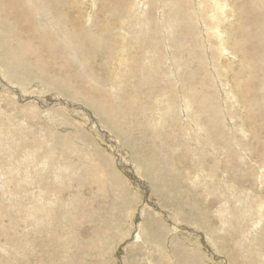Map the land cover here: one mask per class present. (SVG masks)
Masks as SVG:
<instances>
[{
  "label": "rangeland",
  "instance_id": "rangeland-1",
  "mask_svg": "<svg viewBox=\"0 0 264 264\" xmlns=\"http://www.w3.org/2000/svg\"><path fill=\"white\" fill-rule=\"evenodd\" d=\"M67 1L0 18V264H264V0Z\"/></svg>",
  "mask_w": 264,
  "mask_h": 264
},
{
  "label": "bare ground",
  "instance_id": "bare-ground-1",
  "mask_svg": "<svg viewBox=\"0 0 264 264\" xmlns=\"http://www.w3.org/2000/svg\"><path fill=\"white\" fill-rule=\"evenodd\" d=\"M92 1V0H91ZM116 1V0H115ZM126 1V0H125ZM253 1V0H252ZM263 1V0H262ZM62 2H64V3H61V4H57L56 3V8L57 9H60V12H55V13H53V11H51V10H49L48 8H47V12H46V2H45V0H0V18H1V20H3L5 23H7L8 25H13L14 27L16 26V28L19 30V32H20V35H23L24 33L27 35L29 32H33L35 29H39L38 28V23H40V21L37 19V15L39 14V19H40V17H42L43 16V18L46 20V21H48V22H64V19H65V21H69V22H72V20H73V24L76 26V27H79L80 25H78L77 24V22L79 21V19H80V16L79 15H77V16H74L73 17V13L72 14H69V12H72L71 11V8L72 9H74V7L72 6V4H74L72 1H70V3L67 1V0H63ZM87 2V1H86ZM120 2V1H119ZM205 2H210L209 3V9H214V11L216 10L217 12L216 13H219V12H221L222 14H223V10H222V5L220 4V3H218L217 1H215V0H207V1H205ZM258 2V1H257ZM127 3H129V2H127ZM259 3V2H258ZM262 3V2H261ZM63 4V7L65 8V11L67 10V12H64V13H68V14H66V16L64 15L63 16V14L61 13L62 12V9H64L61 5ZM95 4V3H94ZM116 4H117V2H116ZM257 4V3H256ZM264 4V3H263ZM99 5V4H98ZM122 6V5H121ZM124 6V5H123ZM125 6H127V4L125 5ZM180 6H182V5H180ZM40 7H42V10L40 11L39 10V8ZM183 7V6H182ZM264 7V6H263ZM98 8V10H100L99 9V7H97ZM121 8H123V7H121ZM237 8H239V7H237ZM79 9V8H78ZM85 9V8H84ZM109 9V8H108ZM111 9V8H110ZM181 9V8H180ZM124 10V9H123ZM126 10V9H125ZM87 11V10H86ZM108 11V10H107ZM112 11V10H111ZM120 11V10H119ZM98 12V11H97ZM115 12V11H114ZM83 13V12H82ZM81 13V14H82ZM85 13V12H84ZM83 13V14H84ZM94 13V12H93ZM117 13V12H116ZM123 13V12H122ZM215 13V14H216ZM228 13V12H227ZM258 13H260V12H258ZM97 14V13H96ZM221 14V15H222ZM70 15H72V17L70 16ZM99 15V14H98ZM213 15H214V13H213ZM231 15V14H230ZM84 16V15H83ZM90 16V15H89ZM92 16V15H91ZM116 16V15H115ZM210 16V15H209ZM71 17V18H70ZM94 17V16H93ZM101 17V16H100ZM117 17V16H116ZM129 17V16H128ZM69 18V19H68ZM87 18V17H86ZM104 18V17H103ZM84 19V23H85V18H83ZM83 19H81V20H83ZM91 19H92V17H91ZM97 19V18H96ZM105 19H107V18H105ZM116 19V18H115ZM94 20V19H93ZM103 20V19H102ZM140 20V19H139ZM203 20V19H202ZM239 20V19H238ZM100 21H101V18H100ZM100 21H98V23L100 22ZM105 21H107L108 22V20H105ZM201 21V20H200ZM91 22V21H90ZM236 22V21H235ZM83 23V24H84ZM97 23V24H98ZM117 22H115V24H116ZM137 23V22H136ZM206 23V22H205ZM54 24H56V23H54ZM80 24H82L81 22H80ZM100 24V23H99ZM120 24V23H119ZM244 24H247V22H245ZM60 25H61V23H60ZM128 25V24H127ZM59 26V25H58ZM62 26V25H61ZM66 26V25H65ZM88 26V25H87ZM101 26V25H100ZM106 26V25H105ZM126 26V25H125ZM43 27V26H42ZM63 27V26H62ZM70 27V26H69ZM84 27V26H83ZM92 27V26H91ZM94 27V26H93ZM92 27V28H93ZM119 27V25L117 26V28ZM127 27V26H126ZM206 27V26H205ZM235 27V26H234ZM64 28V27H63ZM84 28H87V27H84ZM83 28V29H84ZM114 28V27H113ZM115 28H116V26H115ZM156 28V27H155ZM190 28V27H189ZM209 28V27H208ZM41 29V28H40ZM45 29V28H44ZM65 29H68V28H65ZM81 29V28H80ZM94 29V28H93ZM139 29V28H138ZM175 29V28H174ZM216 29H217V26H216ZM259 29V28H258ZM46 30V29H45ZM61 30V29H60ZM69 30V29H68ZM95 30V29H94ZM100 30H102V29H100ZM190 30V29H189ZM74 31V30H73ZM83 31V30H82ZM112 31V30H111ZM147 31H148V29H147ZM152 31V30H151ZM237 31V30H236ZM65 32H67V31H65ZM70 32V31H69ZM87 32V31H86ZM76 33V32H75ZM88 33V32H87ZM91 33V32H90ZM98 33V32H97ZM124 33V32H123ZM139 33V32H138ZM191 33H194L193 32V30H192V32ZM235 33H237V32H235ZM55 34V33H54ZM78 34V33H77ZM84 34H86L85 32H84ZM94 34H96L95 32H94ZM102 34V33H101ZM112 34V32L109 34V35H111ZM137 34V33H136ZM141 34V33H140ZM44 35L45 36H42V38H43V40H46L47 39V41L45 42V41H43V40H37L40 44L42 43V44H47V45H41V47H38L37 49L36 48H34V50L32 51V54H36V57L37 56H39V54H43L44 52H45V50H47V53H48V51H54L55 50V47H58L59 49H61L60 48V46H62L60 43H62L63 42V39L61 38V37H58L59 39H60V42H56V40L54 39V36H53V33L52 34H50L49 32H47V33H44ZM64 35V34H63ZM88 35H90V34H88ZM117 35H120V34H117ZM139 35V34H138ZM193 35V34H192ZM212 35V34H211ZM215 37H218V38H220V36L218 35V34H213ZM59 36V35H58ZM94 36H97V35H94ZM101 36V35H100ZM121 36H122V34H121ZM36 37V35L35 36H33V37H31V38H35ZM76 37V35L73 37V38H75ZM103 37V36H102ZM101 37V38H102ZM105 37V36H104ZM103 37V38H104ZM111 37V36H110ZM209 37V36H208ZM102 38V39H103ZM106 38H107V36H106ZM122 38V37H121ZM207 38V37H206ZM125 39V38H124ZM124 39L122 38V40L124 41ZM141 39V38H140ZM139 39V40H140ZM242 39V38H241ZM74 40V39H73ZM95 40H97V39H95ZM111 40V39H110ZM126 40V39H125ZM136 40H138V39H136ZM143 40V39H142ZM141 40V41H142ZM172 40V39H171ZM193 40V39H192ZM208 40V39H207ZM69 41H71V40H69ZM93 41V40H92ZM121 41V40H120ZM122 41V42H123ZM228 41H230V40H228ZM239 41V40H238ZM77 42V41H76ZM91 42V40L89 41V43ZM96 42V41H95ZM105 42V41H104ZM223 42V41H222ZM64 43V42H63ZM88 43V42H87ZM108 43V42H107ZM120 43V42H119ZM238 43V42H237ZM76 44V43H75ZM74 44V45H75ZM78 44V43H77ZM81 44V43H80ZM93 44V43H92ZM109 44V43H108ZM135 44V43H134ZM136 44H139V43H136ZM228 44V43H227ZM233 44V43H232ZM54 45H56L55 47H54ZM83 45H85V44H83L82 43V46ZM118 45V44H117ZM122 45V44H121ZM141 45V44H140ZM144 45V44H143ZM142 45V46H143ZM25 46H27V45H25ZM133 46V45H132ZM198 46V45H197ZM201 46V45H200ZM28 47V46H27ZM29 47H31V45L29 46ZM33 47H36L35 45H33ZM71 47H73L72 45H71ZM109 47V46H108ZM107 47V48H108ZM120 47V46H119ZM194 47V46H193ZM196 47V46H195ZM220 47H221V50H220V52L224 55V51H226L227 49H229V48H227L226 49V47H225V45H220ZM242 47V46H241ZM26 48V47H25ZM103 48V47H102ZM101 48V49H102ZM123 47H121V49H122ZM135 48V47H134ZM158 48V47H157ZM218 48V47H217ZM235 48V47H234ZM238 48V47H237ZM31 49V48H30ZM64 49V48H63ZM81 49V48H80ZM110 49V48H109ZM120 49V50H121ZM124 49H125V47H124ZM144 49V48H143ZM142 49V50H143ZM71 50V49H70ZM89 50V49H88ZM104 50V49H103ZM218 51L217 52H219V48L217 49ZM74 51V50H73ZM102 51V50H101ZM141 51V50H140ZM139 51V52H140ZM243 51V50H242ZM256 51V50H255ZM113 52H115L114 50H113ZM193 52V51H192ZM83 53V52H82ZM87 53H90V52H87ZM104 53H105V50H104ZM116 53V52H115ZM195 53H196V51H195ZM199 53V52H198ZM228 53V52H227ZM240 53V52H239ZM245 53V52H244ZM138 54V52L136 53V55ZM235 54V53H234ZM99 55H101V54H99ZM119 55V54H118ZM127 55H128V53H127ZM126 55V56H127ZM131 55V54H130ZM134 55V54H133ZM144 55V54H143ZM218 55V54H217ZM221 55V54H220ZM42 56V55H41ZM80 56V55H79ZM122 56V55H121ZM120 56V57H121ZM123 56H125L124 54H123ZM122 56V57H123ZM145 56V55H144ZM215 56V55H214ZM245 56V55H244ZM114 57V56H113ZM117 57V56H116ZM119 57V58H120ZM133 57V56H132ZM136 57V56H135ZM194 57H195V55H194ZM213 57V56H212ZM110 58V57H109ZM142 58V57H141ZM145 58V57H144ZM156 58V57H155ZM200 58V57H199ZM217 58V57H216ZM241 58V57H240ZM240 58H239V60H240ZM249 58V57H248ZM96 59V58H95ZM99 59V58H98ZM107 59V58H106ZM111 59V58H110ZM140 59V58H139ZM122 60V59H121ZM130 60H131V58H130ZM249 60V59H248ZM109 61V60H108ZM111 61V60H110ZM112 61H114L113 59H112ZM138 61V60H137ZM145 60H143V62H144ZM242 61V60H241ZM241 61L239 62V63H241ZM131 62V61H130ZM136 62V61H135ZM259 62V61H258ZM105 63V62H104ZM103 63V64H104ZM120 63H122L121 61H120ZM124 63V62H123ZM134 63V62H133ZM242 63H244V62H242ZM130 64H132V63H130ZM254 64V63H253ZM97 65V64H96ZM105 65H106V63H105ZM121 65V64H120ZM100 67H101V65H100ZM124 67V66H123ZM133 67V66H132ZM245 67V66H244ZM135 68V67H134ZM153 68V67H152ZM124 69V68H123ZM132 69V68H131ZM137 69V68H136ZM140 69V68H139ZM143 69V68H142ZM149 69V68H148ZM154 69V68H153ZM258 69V68H257ZM261 69V68H260ZM146 70V69H145ZM256 70V69H255ZM95 71V70H94ZM245 71H246V69H245ZM250 71V70H249ZM262 71V70H261ZM241 73V72H240ZM250 73V72H249ZM237 74V73H236ZM245 74V73H244ZM260 74L261 73H259L258 75L260 76ZM243 75V74H242ZM258 75H257V77H258ZM234 76V75H233ZM241 76V75H240ZM232 77V76H231ZM251 77V76H250ZM151 79V78H150ZM150 79L148 80V81H150ZM206 79V78H205ZM204 79V80H205ZM245 79V78H244ZM152 80V79H151ZM237 80V79H236ZM234 81V80H233ZM232 81V82H233ZM237 81H239V80H237ZM236 82V81H235ZM220 84V83H219ZM153 85V84H152ZM142 86V85H141ZM236 86V85H235ZM139 87V86H138ZM151 87V86H150ZM154 87V86H153ZM240 87V86H239ZM244 87V86H243ZM260 87V86H259ZM264 87V86H263ZM139 88H141V87H139ZM169 89V88H168ZM199 89V88H198ZM245 89V88H244ZM155 90V89H154ZM242 90V89H241ZM250 90V89H249ZM246 91V90H245ZM199 92V91H198ZM243 93V92H242ZM261 93V92H260ZM250 94H251V92H250ZM198 95V94H197ZM263 96V95H262ZM260 98V97H259ZM247 100V99H246ZM229 101V100H228ZM264 101V100H263ZM96 109V108H95ZM98 109V108H97ZM210 109V108H209ZM258 110V109H257ZM94 111H96V110H94ZM98 112V111H97ZM99 113V112H98ZM101 113H104V112H101ZM259 113V112H258ZM260 115V114H259ZM262 116V115H261ZM263 123V122H262ZM261 123V124H262ZM254 125V124H253ZM252 126V125H251ZM250 127V126H249ZM259 129V128H258ZM257 130V129H256ZM260 130V129H259ZM261 130H263V129H261ZM256 132V131H255ZM259 131H257V133H258ZM251 133V132H250ZM256 133V134H257ZM256 134H255V136H256ZM259 134V133H258ZM258 134H257V137H258ZM256 138V137H255ZM259 140V139H258ZM257 150V149H256ZM261 152V151H260ZM231 153V152H230ZM250 153H252V152H250ZM229 154V153H228ZM253 154V153H252ZM255 155V154H254ZM260 155H263V154H260ZM259 155V156H260ZM228 157V156H227ZM249 157H250V155H249ZM231 158H233V157H231ZM252 158V157H251ZM234 159V158H233ZM249 159V158H248ZM255 160V159H254ZM237 161V160H236ZM250 162H252L251 161V159H250ZM249 162V163H250ZM248 163V164H249ZM238 164V163H237ZM252 164V163H251ZM238 165H240V163L238 164ZM238 165H236V168H237V170H238V168H242V167H237ZM244 167V166H243ZM245 168V167H244ZM249 168V167H248ZM251 178V177H250ZM249 178V179H250ZM256 178V177H255ZM246 180V179H245ZM19 187V186H18ZM230 187V186H229ZM249 191V190H248ZM248 191H247V194H248ZM246 192V191H245ZM250 193V192H249ZM246 194V195H247ZM261 201V200H260ZM262 203H258L257 204V207H258V209L260 208V206L262 207ZM264 209V208H263ZM258 215L259 216H261L262 215V213H261V211H260V209H259V211H258ZM258 244H259V247L260 248H262L263 247V245H264V235L263 234H260L259 236H258ZM11 245V244H10ZM259 249V248H258ZM260 250V249H259ZM261 251H263V250H261ZM55 256V255H54Z\"/></svg>",
  "mask_w": 264,
  "mask_h": 264
}]
</instances>
